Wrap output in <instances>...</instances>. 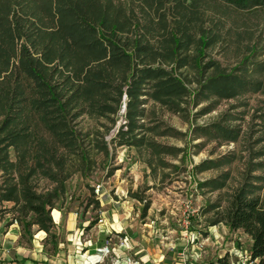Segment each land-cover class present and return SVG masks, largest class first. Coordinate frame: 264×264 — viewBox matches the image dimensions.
<instances>
[{
  "label": "rangeland",
  "instance_id": "1",
  "mask_svg": "<svg viewBox=\"0 0 264 264\" xmlns=\"http://www.w3.org/2000/svg\"><path fill=\"white\" fill-rule=\"evenodd\" d=\"M26 1L7 2L14 10L9 13L7 23L15 38L14 54L20 45L26 44L24 29L29 32L37 28L40 33L46 27L44 21L42 24L20 11L39 15L42 0H30L29 8L18 9ZM177 2L182 3L181 12L189 23L191 40L183 38V44L176 46L162 33L156 15H151L149 21L148 15L143 16V27L136 34L163 56L135 58L132 64V69L144 65L163 68L180 79L185 94L175 100V109L154 101L150 84L145 85L146 95L141 97L143 117L137 121L140 129L134 133L136 138H142L143 144L129 145L130 135L119 134L126 130L127 87L117 81V86H123V94L116 113L103 114L84 104L72 105L67 110L73 148L55 143L42 126L32 125L37 139H44L55 148L53 157L45 158L42 168L37 169L39 155L21 158L13 148L8 150L15 168L10 174L0 169V237L5 230H12L19 240H26L38 231L37 226H28L33 214L22 209V199L17 206L1 201L9 183H16L21 194L24 188L40 197L56 193L49 215L53 222L60 213L63 221L57 225L53 222L50 234H46L48 250L56 244L64 248L70 229L73 233L82 232L83 239L91 243L105 233L103 245L97 248L108 247L110 254L104 258L111 264L112 252H135L130 239L136 234L153 247L150 252H185L182 264H222L223 258L228 264L232 259L229 247L249 249L246 236L225 231L223 223L211 224L225 212L232 195L242 187L264 201V7L237 10L220 0H165L163 24L172 33L178 18ZM15 17H24L20 37ZM11 63L14 69L16 56L13 55ZM219 73L229 74L242 83L230 98L220 97L207 87L209 80ZM65 75L66 72L57 74L51 84H63ZM12 80L13 77L9 78V83ZM73 86L75 89L78 83ZM115 99L111 95L107 104L112 106ZM154 144L168 149L156 155L150 147ZM203 162L206 166L196 169ZM9 175L13 181H9ZM213 180L221 184L219 188L209 184ZM145 205L149 209L143 217ZM109 209L121 215L123 229L114 231L108 223L101 225V212ZM69 220L73 224L67 228ZM182 236H186L185 241ZM194 244L197 250L193 249ZM193 251L199 257L189 253ZM169 259L171 263L178 262L171 255Z\"/></svg>",
  "mask_w": 264,
  "mask_h": 264
},
{
  "label": "trees",
  "instance_id": "2",
  "mask_svg": "<svg viewBox=\"0 0 264 264\" xmlns=\"http://www.w3.org/2000/svg\"><path fill=\"white\" fill-rule=\"evenodd\" d=\"M8 1L0 0V169L4 174L12 173L15 168L9 160L10 148L21 158L39 155L36 159L37 169L42 168L41 163L53 157L52 150L55 148L44 139L38 140L34 128L31 129L32 125L42 126L55 143L73 148L72 132L68 131L66 122L67 110L72 105L84 104L93 110L103 111V114L116 113L123 94V86H117V81L127 87L126 130H121L119 134L130 135L129 145L143 144L142 138H136L134 133L140 129L137 121L143 117L141 97L146 95L145 85L150 84V95L154 101L171 110L176 107L175 100L185 94L180 79L163 68L144 65L132 69L135 58L163 56L146 40H141L140 34H136L143 27V16L148 15L149 21L151 15H156L157 20L161 21L157 25L162 33L176 46L183 44V38L191 40L189 23H186L181 12V2H177L178 18H175V32L172 33L165 30L167 25L163 24L166 21L165 0H42L41 14L20 11L23 16L35 17L38 22L45 23L46 27L40 29V33L37 28L29 32L24 29L26 44L20 45L14 54L15 38L12 28L7 25L9 13L14 10L9 8ZM29 1L18 9L29 8ZM220 1L237 10L264 7V0ZM23 19L15 17V22L19 24L16 27L18 37ZM33 22L36 23L32 19ZM38 48L40 52H37ZM13 55L17 57L14 69L11 66ZM183 61V65H186L187 60L184 58ZM63 72H66L63 84L52 85L55 76L63 75ZM11 77L13 80L9 83ZM74 82L78 83L75 89ZM241 84L239 79L219 73L209 80L207 87L215 90L220 97L230 98ZM111 95L116 96L112 106L106 101ZM150 147L156 155L168 149L156 144ZM206 164L203 162L196 169ZM34 172L31 170V173ZM8 178L13 181L12 176ZM209 184L213 188L221 185L217 184V180ZM18 189L16 183H9L1 201L13 202L17 206L22 199V209L33 214L28 226L35 225L38 230L50 234L53 222L49 211L53 208L52 199L56 193L40 197L27 188L23 189L22 194ZM148 209L149 206L145 205L141 213L143 217ZM218 223H223L230 232L242 231L251 240V261L264 264V201L259 196H253L252 191L245 187L235 191L225 212L211 226ZM221 261L226 264V258Z\"/></svg>",
  "mask_w": 264,
  "mask_h": 264
},
{
  "label": "crops",
  "instance_id": "3",
  "mask_svg": "<svg viewBox=\"0 0 264 264\" xmlns=\"http://www.w3.org/2000/svg\"><path fill=\"white\" fill-rule=\"evenodd\" d=\"M101 214L103 218V224L101 225H106L108 223V227L114 231L123 229V227H121V215H119L117 211L109 209L108 211L101 212ZM59 215L57 221L53 220L56 225L60 223V221H63L62 215L60 213ZM72 224L73 220H69L66 227H72ZM82 225H84V223H82ZM222 226L225 231H229L225 225ZM11 231L12 230H5V234L0 237V252H2L0 264H111L109 260H105L104 256H101L100 261L97 260L99 258L92 252L97 246L103 245V235L105 233H100L99 237L91 243L83 239L82 232L73 233L70 229V233L66 235L67 244L64 248H62V244H56L55 247L48 250L47 247H49V245H45L46 233L44 231L38 230L32 235V238L29 236L26 240H19L16 236V231L13 234ZM237 233L246 236L242 231H237ZM185 237L186 236H182L181 240L185 241ZM130 241L133 245L131 249L135 252H125L124 250H121V252H112V264L114 260H118V264H133L136 262L138 264H182L181 261H185V252H150L153 247L146 245L139 234H136L135 238L130 239ZM216 243L220 244L219 241H216ZM178 245L180 246V244ZM250 245L251 240L249 239V248ZM220 246H222V243ZM197 247L196 244L193 245L194 250H197ZM230 248L231 247L227 250L229 251ZM189 253L193 256H198L197 252L195 253L193 251ZM166 254H168V256H166ZM170 255L174 258V261L177 260L178 262L171 263L169 259ZM176 255H178L179 258L176 259ZM181 256L183 257L180 258Z\"/></svg>",
  "mask_w": 264,
  "mask_h": 264
},
{
  "label": "built area",
  "instance_id": "4",
  "mask_svg": "<svg viewBox=\"0 0 264 264\" xmlns=\"http://www.w3.org/2000/svg\"><path fill=\"white\" fill-rule=\"evenodd\" d=\"M99 189L96 191L98 192ZM96 255L97 257L101 258V256H106L108 254H110L108 247L103 246L100 248H96ZM229 254L232 257V259L228 262V264H256V260L251 261L250 259V253H249V249L248 250H242L240 248L237 247H232L229 249ZM119 261L118 260H114L113 264H118ZM133 264H138L133 263Z\"/></svg>",
  "mask_w": 264,
  "mask_h": 264
}]
</instances>
